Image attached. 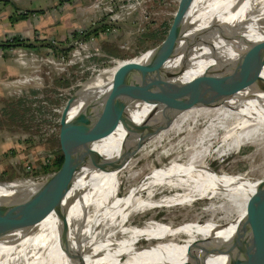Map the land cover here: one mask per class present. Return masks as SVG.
Wrapping results in <instances>:
<instances>
[{
  "label": "bare ground",
  "instance_id": "obj_1",
  "mask_svg": "<svg viewBox=\"0 0 264 264\" xmlns=\"http://www.w3.org/2000/svg\"><path fill=\"white\" fill-rule=\"evenodd\" d=\"M198 9L202 11L191 22ZM182 21L190 27L185 37L200 29L212 32L193 46H177L170 55L143 67L140 74L121 87L115 100L112 94L109 107L114 124L124 129L118 130L112 137L116 140L106 147V135L94 144L98 156L93 164L80 167L68 190L67 197H74L66 201L64 212L51 211L29 229H14L0 236V264H181L188 260H196L194 264H246L262 257L264 181L256 187L258 182L243 173H215L201 162L205 149L194 150L182 162L158 165L146 177L141 178L133 170L128 174L133 184L126 193L119 190V177L130 164L128 158L150 143L154 135L178 132L186 122H204L197 138L202 143L206 140L208 144L221 133V144L235 148L239 138L248 132L246 141L252 142L260 133V146L264 145V61L258 72L260 83L244 80L238 88L229 84L225 97L216 95V87L229 82L239 72L235 69L245 65L237 55L242 42L264 35V0H188ZM185 80L201 91H191L183 83ZM136 96L154 97L152 101L147 99L148 107L140 123L126 114ZM177 97L179 102L169 109V101ZM159 112L164 114L157 116ZM89 124L78 123L70 132L69 143L76 157L85 150L94 132ZM186 139L195 141L190 136ZM52 180L49 176L26 183L0 182V211L10 213L24 208L28 203L21 196L46 191ZM170 181L182 191L153 195L154 185ZM11 195L16 198H8ZM198 196L221 198L219 204L207 206L212 212L207 224L199 220L178 225L150 221L134 228L127 226L129 215L136 210ZM249 197L258 205V214L252 215L251 223L242 232L244 219L239 209L247 206ZM215 210H220L224 223L212 218ZM170 231L173 235L166 237L172 241L182 233L185 238L175 245L138 244L139 239L160 237ZM127 252L130 255L122 262Z\"/></svg>",
  "mask_w": 264,
  "mask_h": 264
},
{
  "label": "rangeland",
  "instance_id": "obj_2",
  "mask_svg": "<svg viewBox=\"0 0 264 264\" xmlns=\"http://www.w3.org/2000/svg\"><path fill=\"white\" fill-rule=\"evenodd\" d=\"M109 1L118 4L115 7L119 9V16H117L118 19H107L106 15L109 13L105 15L102 12L104 19L101 18L89 23L93 24L101 21L107 26L106 30H101L98 35H89L86 39L64 37L66 41L56 40L53 37L52 41L50 40L51 43L53 41H62L58 43L59 48L68 46V49L65 51L66 53L59 51H57V54L55 52H48L47 48L45 49L44 47L49 45H44L43 43L41 45L44 47L39 51L37 49L25 50V52L18 54V57L24 61L23 71L19 75L17 73L13 79L9 80V84L5 87L6 91L0 90V107L4 104L3 100L5 98L21 92H27V103L36 106L47 101L50 104L47 105L46 102V106L50 110L44 112L32 108V116L24 118L22 122L16 119L13 122L0 124V182H34L48 175V173L37 171V167L42 160L49 161L53 152L58 149L57 118L66 97L96 69L118 58L131 56L137 51L153 45L160 36L144 42L146 46L143 48L136 44V38L148 31L149 28H157L161 31L164 29L163 32H159L163 36L177 3V0ZM128 3H133V5H129ZM110 28H113V31L104 32V30L107 31ZM80 39L84 43L79 48V51L75 52L71 50L75 40ZM104 47H114L118 53L125 54L126 56H114L108 53ZM24 77H30V79L24 80ZM92 100L91 98L88 102H92ZM138 100L141 99L139 98ZM147 107L148 100L143 110L136 109L134 112L128 113L127 116L133 121L140 123L141 121L138 120L144 117V111ZM162 114L164 113L159 112L156 115L160 116ZM0 116L2 119H7L5 114L0 113ZM203 124L204 122L201 120H198L194 125L186 122L178 132H170L160 137L154 135L149 141L150 143L144 146L145 148L142 147L133 157L131 155L128 158V160L131 159L130 164L127 170L123 171L120 175L121 177H119V190L122 193H126L133 184V178L128 175L133 170L139 172L141 178L146 177L156 166L165 165L170 162H173V164L182 162L194 150L202 149H205L206 153L202 156L201 162L209 166L215 173H243L249 180L257 181L256 187H259L261 181H264V145L260 146V133L251 142L246 141L250 135L247 132L239 138L237 141L238 145L235 148H230L221 144V133L216 138H212L208 144L206 140L203 143L197 141ZM187 126L188 128H186ZM121 129L124 128L119 123H115L110 132L103 138V146L106 147L111 141L116 140L112 139V137L116 136L118 134L117 131ZM186 136L195 138V141L191 142L186 139ZM153 190L154 196H159L162 192L174 194L182 191L175 187L172 181L163 183L162 185H154ZM144 195L145 191L141 196ZM220 199V197H216L214 200H211L210 197L198 196L181 203L158 205L143 210H136L129 215L127 226L134 228L150 221L163 225H178L191 220H199L200 223L207 224L212 213L211 210H208L207 206L219 204ZM257 206H255L256 208L254 207L253 216L258 214ZM239 212L241 217L245 219L247 206L244 205L239 209ZM212 218H215L214 220H217L219 223H224L220 210H215ZM173 231L168 232L169 234H163V236L160 235V237L139 239L138 244H179L177 241L180 242L185 238L183 233L175 237L177 241H172L170 237H166L173 235ZM129 255V252L124 254L122 262ZM196 262V260H188L181 264H194Z\"/></svg>",
  "mask_w": 264,
  "mask_h": 264
},
{
  "label": "water",
  "instance_id": "obj_3",
  "mask_svg": "<svg viewBox=\"0 0 264 264\" xmlns=\"http://www.w3.org/2000/svg\"><path fill=\"white\" fill-rule=\"evenodd\" d=\"M187 1L177 0L169 25L164 35L157 42L131 56L118 58L114 62L92 72L66 97L57 118V143L61 154V162L56 169L46 176L53 178L52 183L44 192L21 196L28 203L24 208L10 213L0 211V236L14 229H29L51 211L56 214L64 212L66 201L74 197H67L68 190L80 167L95 162L99 152L93 148L94 144L109 133L114 125L109 107L112 94L123 87L132 76L140 74L143 67L170 55L177 46L183 44L182 46L190 47L196 44L204 35L210 36L207 33L212 32L211 29L206 28L188 33L189 35L185 37L186 31L190 28L182 21ZM233 49H236V47ZM237 55L245 61V65H240L235 69L239 72L229 82L221 83L216 87L218 98L225 97L226 93L230 91L229 84L234 83L235 87L238 88L244 80L260 83L258 72L261 62L264 61V35L242 42ZM160 75L161 73L157 74L158 77H161ZM202 75L205 74L202 73ZM183 83L191 91H201L198 87L190 84L189 80H185ZM210 83L212 84V82ZM222 86L223 89H221ZM95 93L97 94L95 101L85 105L91 99V95ZM141 96L136 97L141 98ZM178 98L169 101V109L176 106L178 100H180ZM142 99L152 101L154 97H142ZM81 122H90L89 125L94 127V132L90 135L85 150L76 157L71 150L69 137L72 128ZM262 192H264V189ZM8 198H16V196L11 195ZM246 204L247 213L243 221L242 232H245V229L251 223L255 207L251 197L246 199ZM246 264H264V254L259 259Z\"/></svg>",
  "mask_w": 264,
  "mask_h": 264
},
{
  "label": "crops",
  "instance_id": "obj_4",
  "mask_svg": "<svg viewBox=\"0 0 264 264\" xmlns=\"http://www.w3.org/2000/svg\"><path fill=\"white\" fill-rule=\"evenodd\" d=\"M112 2L109 0H0V41L11 35H19L34 44L33 46H0V90H5L9 80L23 71L24 61L18 57L19 53L34 49L39 51L44 47L39 44L41 40L53 37L56 40H64V37L70 36L71 30L84 27L94 20L104 19L102 12L105 15L109 13L106 15L107 19H118L119 9L115 7L118 4ZM200 11L202 9H198L192 16L193 20ZM23 12L26 14L20 16ZM120 90L121 88L114 93V100L115 95L116 98L119 96ZM91 98L94 97L91 95ZM138 99L127 107L126 114L145 108L147 100Z\"/></svg>",
  "mask_w": 264,
  "mask_h": 264
},
{
  "label": "trees",
  "instance_id": "obj_5",
  "mask_svg": "<svg viewBox=\"0 0 264 264\" xmlns=\"http://www.w3.org/2000/svg\"><path fill=\"white\" fill-rule=\"evenodd\" d=\"M25 14L26 12H23L20 16H24ZM106 27L107 26L104 23H102L101 21H98L93 24H89L84 27H79L77 29L71 30L69 38L72 37V38L86 39L89 37V35H95V36L98 35V33L101 30L105 29ZM163 31L157 28H149L148 31L137 36L136 44L139 45L141 48H143L146 46L144 42L148 41L149 39L153 40L154 38H157L159 36L160 37L158 39H160L162 34H159V32H163ZM59 42H62V41H59ZM59 42L54 41L51 43L50 40L48 39V40H43V41L41 40L39 44L44 43V45H49L54 51L66 53L65 51L66 49H68V46H66L65 48H62V47L59 48L58 47ZM10 45L33 46L34 44L31 41H28L27 38L20 37L19 35H11L9 38H6L0 41V46L2 47L10 46ZM104 49L108 53H111L117 57L126 56L125 54L118 53L114 47L113 48L104 47ZM26 98H27V92L25 93L21 92L19 94H14L13 96H9L8 98H5L3 100L4 104L0 107V113L5 114L7 119H2L0 116V124H3V123L6 124L8 122H13L16 119L22 122L24 118L26 117L28 118L30 115L32 116V112H31L32 108H34L35 110L44 111V112H48L50 110V108L46 106L47 101L43 104L40 103L39 105L35 106V105H30L29 103H27ZM48 104L50 103L47 102V105ZM60 162H61V154L58 148L57 150L53 152V155L51 156L49 161L42 160L38 164L37 171L42 172V173H50L51 171H53L59 166Z\"/></svg>",
  "mask_w": 264,
  "mask_h": 264
},
{
  "label": "built area",
  "instance_id": "obj_6",
  "mask_svg": "<svg viewBox=\"0 0 264 264\" xmlns=\"http://www.w3.org/2000/svg\"><path fill=\"white\" fill-rule=\"evenodd\" d=\"M129 5H133V3H128ZM107 28V27H106ZM106 28H105V30H106ZM104 30V32H111V31H113V28H110V30H107V31H105ZM49 40H51L52 41V39H49ZM54 42V41H53ZM83 41L80 39V40H75V42H74V45H73V48H71V50H73V51H75V52H78L79 51V48H81L82 46H83ZM47 48V51L48 52H51V53H56L57 54V51H54L50 46H47L46 47ZM45 48V49H46ZM97 70V69H96ZM95 70V71H96ZM94 72V71H93ZM24 80H28V79H30V77H24L23 78Z\"/></svg>",
  "mask_w": 264,
  "mask_h": 264
}]
</instances>
